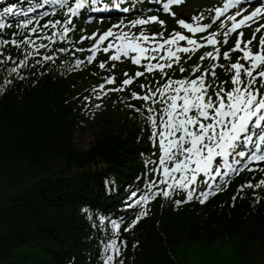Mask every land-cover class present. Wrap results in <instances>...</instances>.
Returning a JSON list of instances; mask_svg holds the SVG:
<instances>
[{
    "label": "trees",
    "instance_id": "16d2710c",
    "mask_svg": "<svg viewBox=\"0 0 264 264\" xmlns=\"http://www.w3.org/2000/svg\"><path fill=\"white\" fill-rule=\"evenodd\" d=\"M88 78L43 59L17 73L0 63V264H101L110 231L98 216L119 203L149 144L143 117L110 103L88 148H75ZM258 179L242 175L202 205L155 203L122 231L124 264H187L196 252L198 264H264V188L232 200L238 185Z\"/></svg>",
    "mask_w": 264,
    "mask_h": 264
},
{
    "label": "snow or ice",
    "instance_id": "6c2138e0",
    "mask_svg": "<svg viewBox=\"0 0 264 264\" xmlns=\"http://www.w3.org/2000/svg\"><path fill=\"white\" fill-rule=\"evenodd\" d=\"M162 11L176 17L172 6L182 5L184 0H161ZM251 6V0H247ZM53 4L59 8L67 9L64 18L49 19L42 27L59 29L60 39L67 38L73 18L85 9L87 5H96L98 0H43V5ZM43 5L38 4L39 7ZM119 7V4L116 5ZM16 5L5 7L0 13V30L10 28L5 17L14 13ZM229 10H234L228 14ZM29 8L28 12H33ZM125 12L133 11L126 7ZM44 17L48 13L41 14ZM53 15H56L55 11ZM227 18L229 27L218 34L211 31L209 22L201 23L204 15L193 16L191 22L184 18L176 19L177 25L186 30L187 33L204 34V42L201 43L192 36L183 34L173 29V32L165 38L164 31L159 33H146L144 26L157 23L166 30V21L157 15H150L144 18L131 20L127 25L124 21L114 24L102 33L93 32L91 35L80 37L84 40L94 41L87 50L77 48L75 51L90 53L84 59H77L75 66L79 67L85 63L92 64L97 61L98 54L108 55V60H101L98 63L100 69L110 66L114 73L117 61L130 59L131 63L143 65V71L137 70L134 75L127 71L123 73L124 79L119 86L116 85L115 75H109L104 82L98 85V89H92L96 93V99L102 100L103 96L111 92H124L128 86L144 77L146 74L155 75L158 71L164 82L157 80L139 85L141 91H131L130 100L142 101L137 107L127 103L129 109H133L144 119L145 129H150L148 140L154 146H158V160L145 161L147 172L156 174L155 179L149 178L144 187L146 191L139 196L138 200L129 203L136 214L131 223L123 227L121 222L112 219L111 236L103 245V259L101 264H124L122 259L127 247V241L120 238L121 231L130 232L144 218L148 217L150 202L162 197L164 200L172 199L177 193H183V197L175 199V206L198 199L204 204L210 197L226 190L231 184V176L258 171L264 174V5L253 7L251 12L242 5V0H224L221 7H215L212 18L220 23L223 17ZM34 21L27 19L17 27L27 28ZM39 23V21H36ZM63 25L61 28L60 26ZM137 26L141 27L139 32L131 31ZM215 25H213L214 27ZM252 36L244 41V27H253ZM33 33L37 29H31ZM56 31L52 35L55 36ZM236 34L234 46L223 52V58L230 61V54L241 52L242 56L237 62L230 65L220 64L221 47L219 35L223 36V44L226 46L231 35ZM259 34L258 50L253 52L250 46L257 39ZM50 39V37H44ZM179 42H186L187 46ZM34 42L30 37L17 39H0V48L5 45H15L19 48L22 44L32 45ZM243 44V47H242ZM212 46L213 50L203 53L199 57V63L192 66L188 76L175 79L168 75L174 66L179 68L180 73L188 71L183 66V56L191 59V55L199 49ZM39 48H45L41 43ZM59 52L67 51L66 48H59ZM109 53H111L109 55ZM19 61V65L10 69L17 73L20 67L26 66L28 56ZM55 53L44 55L43 62L54 61ZM11 60V56L8 57ZM211 61L207 68L203 67L205 60ZM244 63H241L240 60ZM38 64L42 61H37ZM217 68H223L226 73H231V88H226L228 81L217 79ZM199 72L200 75H196ZM24 77L21 76V79ZM11 83V81H8ZM106 85H113L106 88ZM85 97V100H90ZM102 105L97 103L96 108ZM255 166V167H254ZM223 180L224 183H219ZM203 186V187H202ZM264 188V179L253 183L251 180L238 185L237 194L233 195L235 202L237 195L242 194L245 189ZM137 193L133 191L131 197L135 198ZM260 202V198L256 199ZM138 209V211H136ZM87 212V209H85ZM89 219H93L89 214ZM104 215L99 217V224L104 225ZM135 246V245H134Z\"/></svg>",
    "mask_w": 264,
    "mask_h": 264
},
{
    "label": "rangeland",
    "instance_id": "374dc122",
    "mask_svg": "<svg viewBox=\"0 0 264 264\" xmlns=\"http://www.w3.org/2000/svg\"><path fill=\"white\" fill-rule=\"evenodd\" d=\"M93 108V107H92ZM101 108V107H100ZM100 108H96L99 111ZM94 109L93 111H95ZM101 127L100 121L96 120L90 113L86 115L83 121L78 125L75 136H74V145L78 150L87 149L89 144L93 141L94 133L99 131ZM228 245L225 246L227 249ZM207 255V253H206ZM229 256L230 251H224L223 256ZM200 255L199 253H194L192 259H187L184 262L187 264H198ZM207 264V262L202 263Z\"/></svg>",
    "mask_w": 264,
    "mask_h": 264
}]
</instances>
